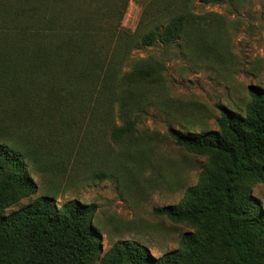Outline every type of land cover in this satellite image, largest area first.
<instances>
[{
    "label": "trees",
    "instance_id": "16d2710c",
    "mask_svg": "<svg viewBox=\"0 0 264 264\" xmlns=\"http://www.w3.org/2000/svg\"><path fill=\"white\" fill-rule=\"evenodd\" d=\"M111 1L114 5L108 4ZM193 1L168 2L160 15L168 25L145 35L141 45L169 47L183 41L207 48V25L193 13ZM197 1L213 5L232 0ZM129 2L0 0V264H264V206L253 194L264 183V88L255 85L249 88L245 115L216 105L217 130L199 134L167 130L177 147L207 158L197 184L186 190L179 204L154 210L192 228L179 249L155 257L145 246L121 240L104 254L103 236L94 225L97 206L78 200L60 207L55 197L45 195L6 214L39 190L29 163L39 167L41 154L28 139H20L27 124L39 122L37 127L52 132L57 143L65 135L80 137L83 130L98 125L108 129L115 143L138 132L144 94L137 87L163 85L167 67L162 66L163 79L158 65L150 67L144 61L142 68L137 65L117 83L114 71L104 68L108 56L100 52L105 46L98 39L101 26L90 11L122 17ZM109 83L115 85L111 95L116 102L108 104V118L99 119L93 105L105 103L103 91ZM117 86L118 97L122 94L118 101ZM100 89L104 94L98 98L95 93ZM88 95L95 96V103ZM76 97L86 110L85 123L69 119L76 115L71 109ZM49 167L47 161L45 169Z\"/></svg>",
    "mask_w": 264,
    "mask_h": 264
},
{
    "label": "rangeland",
    "instance_id": "374dc122",
    "mask_svg": "<svg viewBox=\"0 0 264 264\" xmlns=\"http://www.w3.org/2000/svg\"><path fill=\"white\" fill-rule=\"evenodd\" d=\"M171 1L130 0L122 17H102L90 9L94 22L101 26L98 39L105 46L100 52L108 56L104 68L110 69L106 72L114 71L117 83L137 65L142 68L144 61L150 67L158 65L159 77L164 79L166 74L168 81L137 87L144 94L143 112L137 120L138 132L124 143H115L108 129L99 125L88 132L83 130L80 137L76 133L65 135L59 143L52 132L37 127L39 122L24 126L20 139H28L41 154L39 167L29 163L39 190L9 208L7 215L45 195L55 197L60 207L78 200L97 206L94 225L103 236L104 254L121 240L137 242L155 257L179 249L183 235L192 228L158 216L154 210L179 204L186 190L197 184L207 158L177 147L167 130L173 127L192 134L217 130V104L245 115L249 88H264V0L213 5L194 0L193 13L207 25V48L200 43L194 48L183 41L169 47L160 43L142 46L145 35L156 28L163 31L168 25L160 15ZM163 64L167 67L165 74ZM114 87L109 83L105 94L101 89L95 93L98 98L105 95L104 104L95 103V96H87L95 103L99 119L108 118L106 109L114 102ZM116 93L117 100L121 93L118 86ZM121 97L122 94L118 100ZM79 101L77 97L73 99L71 109L76 115L69 117L78 124L87 120ZM117 125L122 123L118 121ZM253 194L264 206V183L258 184Z\"/></svg>",
    "mask_w": 264,
    "mask_h": 264
}]
</instances>
